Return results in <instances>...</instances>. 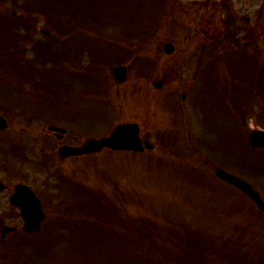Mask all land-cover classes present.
<instances>
[{"label":"rangeland","instance_id":"obj_1","mask_svg":"<svg viewBox=\"0 0 264 264\" xmlns=\"http://www.w3.org/2000/svg\"><path fill=\"white\" fill-rule=\"evenodd\" d=\"M53 1L30 0L27 4L26 1L21 0H0V15H6L0 16V19L10 17L15 8H23L26 7L25 4L34 3V6L29 9L35 14L48 15L51 21L49 25L55 26L51 17L55 7L53 11L50 10ZM88 1L91 5L98 2V0ZM181 2L187 3V0H181ZM114 5L115 3L110 0H105L101 3L99 14H102L104 21L116 24L111 28L101 23L102 34L100 35L98 26L96 31L101 40L106 39L117 47H124L126 58H119L120 53H117L110 60L102 59V55H110L114 48L106 47L107 44L101 41L98 44L93 41V55L96 59L101 57V60L97 62L99 67L97 82L100 83H93L91 80L85 85L71 73L80 75L84 72L85 74L87 73L85 71L92 68L91 58L87 54L81 56L83 52L76 57L77 66L82 68L83 72H76L70 68H76L75 65H64L66 72H64L63 81L59 75L52 77L55 84L63 85L62 92H70L68 97L73 100L83 92H92L86 96V99H90L91 105L85 108L83 117L85 116L88 121L93 111L101 109L97 112L101 114V117L106 115V119H103L104 123L91 128L94 131L89 130L93 133L87 135L92 136H79L82 133L81 130L70 121H61L58 117H54L52 122L67 130L68 137L63 144L72 145L86 138L106 136L119 124H137L141 138L150 140L155 150L144 154L103 152L99 155L60 163L54 157L56 142L51 140L52 184L70 185L92 191L93 201L85 204L86 210L91 215H95L96 212L99 215L98 211L102 210L103 217L102 222L98 224L97 217L87 218V229H91L92 225L104 226L102 223H106L107 226H104L103 232L93 231L90 236L83 237L85 228L80 221L75 220V223L65 224L69 229L67 233H64L63 229V232L58 235V227L68 219V216L63 213L62 209L65 207L59 206V200L55 201L52 205V220L46 226L52 235L48 251L56 252L57 255L58 251L68 254L65 257L61 254L60 261L56 264H143L144 260H146L144 264H171L168 254L173 253H176L177 258H188L186 261L194 264H198V259L201 258L205 262V257L211 264H264V214L259 213L254 206L247 204L236 193H231L228 198H224L221 192H214L215 190L210 186V182L213 181L209 180L214 179L215 162L208 160L205 156L206 152L202 154V148L196 150L188 140L189 136L190 139L200 136L203 144L206 140H210L209 144L212 148L218 152L224 151L229 138H222V136H231V123L227 117V110L231 109L230 107L239 108L240 106L237 96L231 93L232 86L236 80L235 87H239V90L255 92L256 83L259 94L258 103L254 106L251 104L254 108L253 112L244 110L237 115L230 110L231 114L236 116L235 134L230 138L235 139L239 136V141L235 140L237 144L231 148L232 158L226 164L228 168L224 169L248 182L256 191L259 190L264 200V155H256L246 146H241L242 142L246 143L251 130H264V47L258 49L263 65L258 63L255 67L263 73L256 82L250 64L231 63L230 72L236 75L233 80L229 76L226 61L216 62V65L211 68V71L213 70L211 74L226 91L215 99V92H222V90L216 87L212 92L206 85L199 88L203 72L211 62L197 59L202 56L201 51L205 57V50L201 48L205 39L208 38L201 31L191 30V24L196 21L190 11L184 14L178 13L175 18L165 14L160 22L161 13L157 12L152 0H143L144 10L150 14H143L144 21L141 20L140 24H137V27L147 34L143 33V36L148 38L146 40L143 38L142 47L140 40L136 39L138 34L132 35L131 42L128 41L129 37L126 38L128 40L120 37L121 33L126 35V27L123 25V20L119 21L117 13H112ZM79 8L82 10V4ZM45 10L49 11L45 12ZM63 11L62 14H64ZM85 12H88V8ZM15 13L19 14L17 10ZM33 19L37 22V28L46 26L43 23V17L34 16ZM64 20L67 24L72 22L68 12ZM152 24H154L153 28ZM9 25L0 20V45L3 43V28L8 30ZM88 25L95 29L93 23L89 22ZM91 27L89 29L92 32ZM53 30L56 32L58 28ZM55 32L52 33L53 37ZM38 34L39 31L36 39L42 42L47 41L44 37L46 35ZM55 38L57 41L61 40L60 35ZM166 43L172 44L174 48L170 56L162 52V47ZM69 48L56 56L59 57L64 53V58H71L75 63V56L70 53ZM73 48L75 53V44ZM212 50V56L215 59L219 56V50ZM26 57L29 58L30 55L27 54ZM53 64L55 72L63 70L57 63ZM119 64L127 69L126 82L122 85L116 84L111 77V68ZM47 65L49 64L35 63L34 68L46 72L50 67ZM26 66L28 65H23V67ZM249 69L251 71L248 74ZM94 75H96L95 72ZM248 79L251 80L250 83L245 82ZM156 81L162 82L159 91L151 87V83ZM34 83L25 80L20 86L23 90L25 89V92H50L55 88L51 86L50 90L46 91L36 88ZM198 88V92H209L212 96L207 97L202 93L196 111L193 112L194 93ZM18 89L16 87L14 90ZM105 89L107 92H104ZM181 94H184L183 102ZM97 103L99 108L96 109ZM102 104H107L109 107L104 108ZM217 117L220 120L219 124H217ZM79 118L82 119L81 115ZM88 125L89 122L85 124V129ZM15 127L21 126L15 124ZM106 127L109 128L105 129ZM238 127H242L241 132ZM165 137L168 143L164 141ZM36 142V146H40L37 139ZM232 166L235 168L232 169ZM229 169L237 170L241 174ZM214 181L218 183L215 179ZM218 189L221 191L222 187ZM79 203L78 200L74 206L75 209ZM116 210L118 215L114 218L112 216L115 215ZM76 213L78 214L77 210ZM159 235L161 236L158 240ZM148 238L152 243L148 242ZM42 239V236H39L35 243L38 244V241ZM190 239L194 243L211 241V245L208 247L198 245L205 250V253L199 249L191 250L189 248H192L193 244ZM143 241H147L148 246ZM17 243L19 247L17 246L15 251L20 253L9 249ZM25 243L27 241L19 239L9 241L5 246L8 250L0 252V264H28V257L37 262L36 252H32V247ZM152 245V249H148ZM22 247L25 249L23 252ZM51 256H49L50 260ZM17 257H21V261ZM152 257L155 258L152 259ZM39 260L38 264H43V260L41 258Z\"/></svg>","mask_w":264,"mask_h":264},{"label":"flooded vegetation","instance_id":"obj_2","mask_svg":"<svg viewBox=\"0 0 264 264\" xmlns=\"http://www.w3.org/2000/svg\"><path fill=\"white\" fill-rule=\"evenodd\" d=\"M162 6L170 5L172 12L184 14L191 12L196 21L191 24L193 32L201 31L209 37L219 34V48L247 47L259 48L264 43V0H161ZM0 117H4V105L0 94ZM8 117V116H7ZM17 122L25 124L21 130L23 135L29 133V128L36 124L43 125L46 121L29 115H14ZM46 119V118H45ZM33 124H35L33 126ZM0 130V244L14 237H32L22 230L25 220L21 209L11 204L15 188L19 185L27 187L39 200L44 220L41 225L51 219V187L50 143L44 139L43 148L39 151V163H35L32 149L33 143L24 141L22 144V161L16 169L4 168V134ZM42 137L41 133H38ZM37 168H36V167ZM33 222V221H30ZM9 226V227H7ZM14 233H7L8 229ZM46 236L49 232L45 233ZM1 247V245H0Z\"/></svg>","mask_w":264,"mask_h":264},{"label":"water","instance_id":"obj_3","mask_svg":"<svg viewBox=\"0 0 264 264\" xmlns=\"http://www.w3.org/2000/svg\"><path fill=\"white\" fill-rule=\"evenodd\" d=\"M165 50L167 52H170L171 48L166 47ZM113 73L115 75V78L119 82L123 81L124 71L122 69L117 68L113 71ZM248 141L249 144L253 147L264 148V133L252 132L249 136ZM144 146L146 149H151V146L148 144V142H145ZM103 147H108L112 150L142 151L141 143L138 139L137 127L134 125L119 126L113 131V133L108 139H102L99 141L89 140L85 143L82 148L79 149L64 148L59 151V155L61 157H65L68 155L88 154L98 152ZM215 174L223 181L229 183L230 185L240 190L249 199H251L260 210L264 211V205L262 201L260 200L259 196L250 188L249 185L220 170H216Z\"/></svg>","mask_w":264,"mask_h":264},{"label":"trees","instance_id":"obj_4","mask_svg":"<svg viewBox=\"0 0 264 264\" xmlns=\"http://www.w3.org/2000/svg\"><path fill=\"white\" fill-rule=\"evenodd\" d=\"M51 1H53V0H51ZM60 0H54L53 1V4H52V6H50V10L51 11H53V7H55V12H54V14H52L51 16L52 17H54V18H56V17H58V16H60V9L62 8H65V4L64 3H60L59 2ZM72 2H75V0H71ZM30 2V1H29ZM29 2H27V4L29 3ZM27 4H25V6L26 7H28V8H26V9H28V10H30L29 8L30 7H33L34 6V3L33 4H29V5H27ZM30 11H32V10H30ZM49 11V10H48ZM48 11H46L45 10V12H48ZM7 21H9L10 19H6ZM11 21V20H10ZM145 228H146V226H145ZM151 240V239H150ZM165 252V251H164ZM167 253V252H166ZM168 254V253H167ZM169 255V260H170V263L171 264H174V260H176V257H172V255H170V254H168ZM155 257H152V259H154ZM180 258H184V257H180ZM183 261H185V260H183ZM199 262H198V264H202L201 263V261L200 260H198ZM183 264H194V263H191L190 261H185V263H183Z\"/></svg>","mask_w":264,"mask_h":264}]
</instances>
